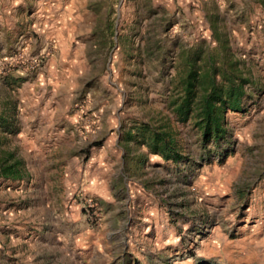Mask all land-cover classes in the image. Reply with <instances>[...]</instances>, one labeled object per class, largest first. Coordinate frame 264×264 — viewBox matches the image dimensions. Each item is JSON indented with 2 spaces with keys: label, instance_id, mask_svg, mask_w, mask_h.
I'll list each match as a JSON object with an SVG mask.
<instances>
[{
  "label": "rangeland",
  "instance_id": "obj_1",
  "mask_svg": "<svg viewBox=\"0 0 264 264\" xmlns=\"http://www.w3.org/2000/svg\"><path fill=\"white\" fill-rule=\"evenodd\" d=\"M76 18L64 51L33 49L20 35L0 48V264H139L132 220L108 252L76 244L103 222L104 207H136L143 187L176 217L159 264H264L261 0H76ZM210 57L219 83L230 77L243 89L219 139L206 140L200 92L186 117L177 109L190 64L203 73ZM157 131L172 137L176 159L152 152ZM8 166L18 177L2 175ZM89 203L95 219L82 208ZM185 207H237L223 231L240 237L237 258L201 242L222 234L191 226Z\"/></svg>",
  "mask_w": 264,
  "mask_h": 264
},
{
  "label": "crops",
  "instance_id": "obj_2",
  "mask_svg": "<svg viewBox=\"0 0 264 264\" xmlns=\"http://www.w3.org/2000/svg\"><path fill=\"white\" fill-rule=\"evenodd\" d=\"M77 20L79 18H76V0H0V48L3 49V46L8 45L16 36L20 35L27 37V45L33 49L41 48L50 42L57 50L64 51L66 45H71L76 34ZM5 37H8L9 40H6ZM140 198L136 207H104L103 222L96 227L87 226V230L80 233L76 250L90 252L93 251L91 246H96L100 242L102 246L105 245L103 251L108 252L110 249L108 244L112 242L111 244L116 246V237L122 234L123 224L132 220L137 223L142 244L137 261L141 260L139 264H159V260L163 259L162 248L159 245L162 238L165 241H170L169 239L173 235V240L176 238L177 222H174L176 217L171 214V207H166L156 199V196L147 187L142 188ZM257 208L249 207L248 211L251 212L254 209L256 212ZM259 208L264 212V207ZM123 210L126 211L125 214L117 216L116 219L114 214ZM184 210L182 219L190 221L191 226L196 227V223H201L206 228L211 227L222 234L201 238V242L210 244L217 251H221L220 256L217 257L227 259L230 253L235 257L239 254L235 244L239 243L240 237L228 239V236L223 234L225 223L238 219L237 207H185ZM126 219L127 221H125ZM101 227L106 228L104 235L96 234ZM172 228L175 231L172 232ZM91 232H94V235ZM244 240L243 242L249 245L256 243V237L253 239L248 237ZM226 242L229 245L222 247L221 245ZM93 258V255L90 256V259ZM205 258H208V255Z\"/></svg>",
  "mask_w": 264,
  "mask_h": 264
},
{
  "label": "trees",
  "instance_id": "obj_3",
  "mask_svg": "<svg viewBox=\"0 0 264 264\" xmlns=\"http://www.w3.org/2000/svg\"><path fill=\"white\" fill-rule=\"evenodd\" d=\"M261 2L264 5V0ZM207 65V69L200 73L194 68L193 63L190 64V69L181 85L184 100L177 109L186 117L191 108L192 97L196 92H200L196 116L198 117L197 124L206 140L209 138L219 139L220 133L223 131V112L226 108L231 110L239 108L240 94H242L243 89V83L235 84L236 81L230 77L225 78L229 81L228 84L219 83L216 79V68L211 57ZM150 148L152 152L161 154L167 159L178 157L174 140L165 131H157L154 134ZM15 172L17 171L14 170L13 166L2 168L3 176L18 177Z\"/></svg>",
  "mask_w": 264,
  "mask_h": 264
},
{
  "label": "built area",
  "instance_id": "obj_4",
  "mask_svg": "<svg viewBox=\"0 0 264 264\" xmlns=\"http://www.w3.org/2000/svg\"><path fill=\"white\" fill-rule=\"evenodd\" d=\"M36 62V60L34 59L33 62L31 63V66L34 65V63ZM33 64V65H32ZM85 210V213L87 214V216L91 219H95L96 218V207H93L92 204H88V207H82Z\"/></svg>",
  "mask_w": 264,
  "mask_h": 264
}]
</instances>
